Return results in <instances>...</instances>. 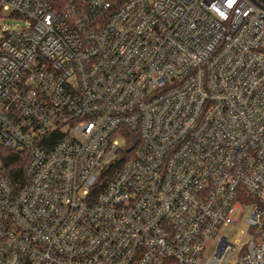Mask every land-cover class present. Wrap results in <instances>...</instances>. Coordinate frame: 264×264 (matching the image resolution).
I'll list each match as a JSON object with an SVG mask.
<instances>
[{
	"label": "built area",
	"instance_id": "2783aa9c",
	"mask_svg": "<svg viewBox=\"0 0 264 264\" xmlns=\"http://www.w3.org/2000/svg\"><path fill=\"white\" fill-rule=\"evenodd\" d=\"M0 9L28 21L0 40V264H264V6Z\"/></svg>",
	"mask_w": 264,
	"mask_h": 264
},
{
	"label": "rangeland",
	"instance_id": "374dc122",
	"mask_svg": "<svg viewBox=\"0 0 264 264\" xmlns=\"http://www.w3.org/2000/svg\"><path fill=\"white\" fill-rule=\"evenodd\" d=\"M28 25V21L25 19L17 18L10 14L9 11H4L0 9V40L3 35V31L9 29H15L17 27ZM119 141L121 144H125V139L123 136H119ZM240 210H237V213ZM247 214L241 213L239 218L241 223L239 225L230 224L226 226H221L217 231V236L213 240L209 241L207 244V248L205 250V255L209 256L214 251L217 239L222 235L226 236L231 242H233L237 249L240 250L243 245L249 239V225L245 223L243 220Z\"/></svg>",
	"mask_w": 264,
	"mask_h": 264
},
{
	"label": "trees",
	"instance_id": "16d2710c",
	"mask_svg": "<svg viewBox=\"0 0 264 264\" xmlns=\"http://www.w3.org/2000/svg\"><path fill=\"white\" fill-rule=\"evenodd\" d=\"M48 2H50L51 4H53L55 7H60L64 2H66L67 0H47ZM3 152L6 153V157L8 160L7 165H10L11 167L9 168V173L12 177L14 178H20L23 176L24 174V169L25 166L28 162V158L27 157H23L22 155L11 151V150H4ZM119 167V165H117L116 167H108L105 169L104 174H103V178L105 180H108L116 171V169ZM106 183V182H105ZM103 187V185H101V188Z\"/></svg>",
	"mask_w": 264,
	"mask_h": 264
},
{
	"label": "snow or ice",
	"instance_id": "6c2138e0",
	"mask_svg": "<svg viewBox=\"0 0 264 264\" xmlns=\"http://www.w3.org/2000/svg\"><path fill=\"white\" fill-rule=\"evenodd\" d=\"M236 3V0H228V6L231 8Z\"/></svg>",
	"mask_w": 264,
	"mask_h": 264
},
{
	"label": "water",
	"instance_id": "95a60500",
	"mask_svg": "<svg viewBox=\"0 0 264 264\" xmlns=\"http://www.w3.org/2000/svg\"><path fill=\"white\" fill-rule=\"evenodd\" d=\"M253 1L260 4L261 6H264V0H253Z\"/></svg>",
	"mask_w": 264,
	"mask_h": 264
}]
</instances>
